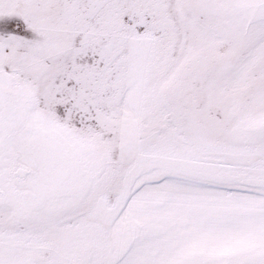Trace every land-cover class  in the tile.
<instances>
[{
  "label": "snow or ice",
  "instance_id": "obj_1",
  "mask_svg": "<svg viewBox=\"0 0 264 264\" xmlns=\"http://www.w3.org/2000/svg\"><path fill=\"white\" fill-rule=\"evenodd\" d=\"M0 264H264V0H0Z\"/></svg>",
  "mask_w": 264,
  "mask_h": 264
}]
</instances>
